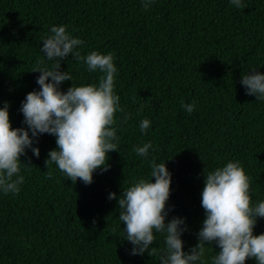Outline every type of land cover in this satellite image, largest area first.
Returning a JSON list of instances; mask_svg holds the SVG:
<instances>
[{
  "label": "trees",
  "instance_id": "1",
  "mask_svg": "<svg viewBox=\"0 0 264 264\" xmlns=\"http://www.w3.org/2000/svg\"><path fill=\"white\" fill-rule=\"evenodd\" d=\"M243 3L245 9L230 0H154L145 10L141 0H0V101L10 102L13 127L24 126L21 101L39 88V73L31 71L44 58L42 41L60 25L85 41L83 55L115 54V91L123 108L117 119L129 117L119 124L110 170L95 173L91 185L72 184L55 164L48 178L53 136L39 138V158L31 150L21 157L32 165L22 168L21 191L0 193V264H160L156 256L130 255L120 209L107 198L150 178L153 158L166 160L172 173L169 219L186 217L185 251L197 243L205 218V167L239 161L252 178L253 202L264 201V101L246 95L240 83L253 69L264 73V0ZM61 70L74 86L98 84L100 74L73 57L61 62ZM182 102H195L196 110L188 114ZM144 118L151 121L147 133L139 128ZM148 142L147 159L133 151ZM260 233L264 219L255 229ZM153 247H164L162 234ZM207 248L211 264L216 252Z\"/></svg>",
  "mask_w": 264,
  "mask_h": 264
},
{
  "label": "clouds",
  "instance_id": "2",
  "mask_svg": "<svg viewBox=\"0 0 264 264\" xmlns=\"http://www.w3.org/2000/svg\"><path fill=\"white\" fill-rule=\"evenodd\" d=\"M148 10L154 0H141ZM238 9H245L243 0H230ZM50 35L42 41L41 52L31 73L36 77L38 90L30 91L21 101L19 112L23 115L22 127H13L10 102L0 101V193L18 195L25 182L24 170L30 169L31 159L25 163L21 157L31 150L40 156L39 138L45 134L55 138L56 148L47 153V176L53 175L51 165L70 180L88 186L94 174L110 170L111 152H119L117 135L119 124L126 123L125 115L118 122L117 113H123L120 96L115 91L117 68L115 54L97 51L83 55L85 41L75 37L67 25L52 26ZM69 57L86 65L90 73H99V81L74 86L73 77L61 70V62ZM52 61L51 66L45 63ZM71 81L67 90L64 82ZM240 83L245 94L264 101V73L255 69L242 74ZM191 114L195 102L181 103ZM151 121L144 118L139 123L142 133H147ZM153 149L151 142L133 151L144 158ZM170 160V159H168ZM202 161V160H201ZM203 188L200 204L204 211L202 226L196 233L197 243L184 250L182 236L188 231L186 217L172 216L169 208L172 173L166 160L150 162V178H139L120 192L109 193L116 200L119 220L123 224L125 240L132 245L130 255L156 256L160 264H207V246L216 254L211 264H264V233L255 234L258 220L264 219V201L253 202L252 178L246 174L239 161L227 162L222 167L202 171ZM157 234L164 236V247H153ZM218 249V251L216 250Z\"/></svg>",
  "mask_w": 264,
  "mask_h": 264
}]
</instances>
